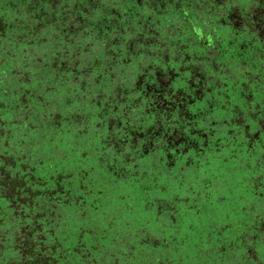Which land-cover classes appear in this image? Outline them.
<instances>
[{"label": "trees", "instance_id": "16d2710c", "mask_svg": "<svg viewBox=\"0 0 264 264\" xmlns=\"http://www.w3.org/2000/svg\"><path fill=\"white\" fill-rule=\"evenodd\" d=\"M199 5L0 0V264H182L185 247L192 264H252L246 231L260 235L262 256L264 231L249 223L264 216V130L235 135L217 122L248 109L247 92L264 109V80L221 72L227 105L212 101V82L189 99L227 155L191 162L182 151V49L215 61L245 54L243 32L238 40ZM190 169L201 175L191 180ZM217 171L233 177L221 189L225 213L213 205ZM183 218L199 233L192 246ZM228 229L242 234L231 242Z\"/></svg>", "mask_w": 264, "mask_h": 264}, {"label": "rangeland", "instance_id": "374dc122", "mask_svg": "<svg viewBox=\"0 0 264 264\" xmlns=\"http://www.w3.org/2000/svg\"><path fill=\"white\" fill-rule=\"evenodd\" d=\"M201 5L198 6V9L201 13L205 10H210L213 14V17L216 18L217 23H225L228 25L231 32H234L235 37L238 40H241L242 37L236 32H243L244 40H243V47L242 50L245 53L244 59H231V61H215L213 58L214 56H205L204 53H197L195 52L194 55H189L186 50L182 49V80H185L187 86H182V151L185 154H188L189 161L193 162L194 158L197 157L200 159V162L204 159L208 161V158L219 157L221 155L222 158L226 157L225 151L222 150L223 145L221 146L220 142L213 141V132L215 129L209 128V121L207 122L204 119L203 123H199L197 118L199 117L196 113H191L189 109L188 100H195L196 96L203 94V88L209 90L208 83H214L213 93L214 98L213 100H220L223 101L222 95L224 94V90L222 89L223 85L226 84L221 79L223 76L222 73H225V79L229 77L233 82L242 79H249L251 82L261 79L264 80V0H251L245 5H241V0H199ZM204 17L209 19L211 15L207 13ZM232 34V33H230ZM253 42L252 45L251 44ZM241 50V49H240ZM222 72V73H221ZM185 83V84H186ZM250 83V82H249ZM183 84V83H182ZM236 85V83H235ZM243 89H247L248 82L242 85ZM190 91V92H188ZM188 92V93H187ZM219 97V99H216ZM245 101L243 106H247L248 109H233L231 113H228L218 118L219 129H222L223 126L228 125L231 132L235 135L236 129L238 133L245 132L246 129L252 130V132H261L264 130V109H262L261 103H257L256 106L251 107V99L252 96L245 94ZM209 99L208 101H210ZM224 105H227V102L223 101ZM218 114H224V111L221 109L217 110ZM263 114V116L261 115ZM229 117V119H228ZM122 119V116L120 117ZM253 119L254 124L252 125L249 121ZM242 125V128H235L234 126ZM231 126V127H230ZM227 128V129H228ZM228 132V130H226ZM245 135V134H244ZM213 136V137H212ZM229 140V137H226ZM232 142V141H231ZM231 146V145H229ZM211 152V153H209ZM212 165H216L217 161L212 159ZM211 166V164H210ZM212 167V166H211ZM217 166H215V170ZM219 175L224 177V180H215L216 184L215 189L213 190L214 197L219 198L218 202H214V208H218V212H226L223 210V207H227L225 204H220L222 200V190L227 189V187H222L229 185V182H224L226 178L229 180L233 179L230 174H225L224 172L217 171ZM186 173V172H185ZM191 180H195L196 175H201L198 172L194 171L193 169L189 170L187 173ZM215 174V172L213 173ZM239 179H242L239 186L246 188V183L250 184L253 183V179L249 176L248 173L246 175L242 174ZM249 176V177H248ZM246 183H245V182ZM218 186V187H217ZM258 184H256L257 188ZM202 185L199 183H194L193 187H189V189H183L182 185V194L187 196V191L200 190ZM203 187L202 189H204ZM239 188V187H238ZM251 190V189H250ZM248 189V192L250 191ZM192 193V192H191ZM238 194V189H233V195ZM219 195V196H218ZM250 196V194H248ZM251 197L253 195L251 193ZM187 200L188 198H183ZM246 205V204H245ZM264 209V206L262 207ZM263 209H258L259 212H263ZM254 215V214H253ZM253 220L250 221L249 225L254 226V229L257 231H264V216L262 213H259V216H252ZM184 220V218H183ZM186 223V224H185ZM216 224V225H215ZM213 227L215 228H224L226 227L225 223L222 221L216 222ZM204 236H207L211 233L212 229L205 227L204 229ZM226 232V236L229 237L231 242H234L239 234V231H234V235H230L229 229L224 230ZM229 233V234H227ZM198 231L196 233L191 232L188 228V223L186 220L183 221L182 224V237H189L191 236V245L194 244V240L196 236H198ZM260 236V235H259ZM257 235H252L250 232H245L242 234V238L245 242H251L249 245L250 250V257L252 258V264H263L264 263V252L260 257L259 253L253 248L255 244V240L259 239ZM264 251V249H262ZM192 247L188 248L185 247L182 250V264H192L190 261L187 260V255L193 253ZM262 258V259H261ZM233 264L235 262L233 261ZM236 264H248V263H236Z\"/></svg>", "mask_w": 264, "mask_h": 264}]
</instances>
